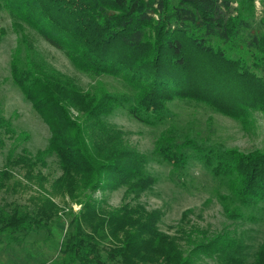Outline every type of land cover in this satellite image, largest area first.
Masks as SVG:
<instances>
[{
	"label": "trees",
	"instance_id": "16d2710c",
	"mask_svg": "<svg viewBox=\"0 0 264 264\" xmlns=\"http://www.w3.org/2000/svg\"><path fill=\"white\" fill-rule=\"evenodd\" d=\"M0 1L50 45L68 51L82 71L126 79L136 90L128 111L141 122L164 121L174 100L206 103L234 117L245 116L249 109L264 112V38L249 31L248 18L240 17L232 0ZM192 53L229 71L224 91L201 78L193 79L187 70ZM12 74L53 136L48 149L36 155L27 149L21 155L15 149L9 152L0 169V191H16V186L30 189L33 183L40 187L30 198L35 205L32 213L20 206L7 211L0 205V235L16 242L22 232L50 230L62 211L55 202L60 197L82 205L79 213L72 214V232L62 244L64 264H195L160 231L159 212L130 203L108 209L95 197L98 191L119 187L138 195L154 184L145 172L144 157L123 145L101 121L122 103L119 98L106 91L86 94L72 80L33 61L22 66L15 59ZM71 108L84 114L82 122L73 119ZM14 134L0 109V151L6 147V137ZM187 148L216 177L228 181L240 206L264 201V151L207 149L193 139L176 143L168 134L162 136L156 152L183 167L189 159ZM49 155L57 158L62 175L47 188L48 179L39 166L46 165ZM17 169L24 172L27 184L18 182ZM237 248L239 244L228 235L200 246L205 256L223 264H245L233 254Z\"/></svg>",
	"mask_w": 264,
	"mask_h": 264
},
{
	"label": "rangeland",
	"instance_id": "374dc122",
	"mask_svg": "<svg viewBox=\"0 0 264 264\" xmlns=\"http://www.w3.org/2000/svg\"><path fill=\"white\" fill-rule=\"evenodd\" d=\"M232 2L238 8L240 17L248 18L249 31L264 38V0ZM11 9L0 1V109L15 130L13 137H6V147L0 151V169L11 150L15 149V154L21 155L27 149L36 155L48 149L53 136L48 123L35 111L13 79L12 64L15 59L22 66L33 61L48 72L72 80L86 94L106 91L122 102L114 111L102 116L101 121L123 145L144 157L145 172L154 179V184L151 189L138 195L128 193L126 187L98 191L95 197L103 200L105 207L120 209L130 203L159 212L160 231L174 239L183 255L194 259L195 264H223L216 257L205 256L200 249L201 245L221 235L236 240L239 249L233 254L242 258L245 264H264V201L252 206H240L228 181L216 177L192 149H185L189 159L183 167L166 161L156 152L162 136L168 134L180 144L186 139H193L207 149L222 147L242 154L263 152L264 112L258 108L249 109L245 116L234 117L206 103L174 100L169 104L171 113L167 119L156 124L141 122L128 111L135 100L136 90L126 79L82 71L68 51L50 45ZM236 14H232L231 18ZM251 63L249 59L250 67ZM187 70L194 80L201 78L204 84L205 81L214 84L221 91H224L229 78L226 68L219 70L215 63L202 59L198 53L191 54ZM216 71L222 76H218ZM224 72L226 76H223ZM245 92L249 98L251 94ZM252 102L256 104L255 97ZM71 114L73 119L82 122L84 114L72 108ZM45 161L46 165L39 168L48 179L45 186L49 188L62 175V170L54 155L47 156ZM23 173L17 169L16 177L18 182L27 184ZM31 187L25 189L16 186V191L1 190L0 205L7 211L20 206L34 212L35 205L30 198L36 196L40 186L33 183ZM55 202L62 211L50 230L22 232L16 242L9 241L6 235H0V264H64L62 244L72 232V214L79 213L82 205L69 203L68 199L60 197H56ZM102 253L106 259V253ZM107 263L112 264L111 261Z\"/></svg>",
	"mask_w": 264,
	"mask_h": 264
}]
</instances>
